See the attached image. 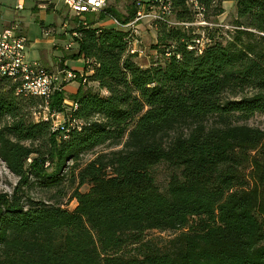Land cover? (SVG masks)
Wrapping results in <instances>:
<instances>
[{
    "label": "trees",
    "instance_id": "obj_1",
    "mask_svg": "<svg viewBox=\"0 0 264 264\" xmlns=\"http://www.w3.org/2000/svg\"><path fill=\"white\" fill-rule=\"evenodd\" d=\"M222 2L171 0L172 15L212 22ZM234 2L225 33L203 25L192 38L155 21L166 57L148 66L130 52L131 30L75 19L71 57L83 59L84 81L58 132L35 114L61 108L63 89L45 104L0 75V158L19 178L0 199V264H264V118L249 123L264 116V0ZM131 4L127 18L110 7L99 15L126 24L138 9ZM158 164L171 169L163 188ZM67 167L89 186L73 189L72 210L24 193L33 181L58 186ZM183 228L163 248L146 239Z\"/></svg>",
    "mask_w": 264,
    "mask_h": 264
},
{
    "label": "rangeland",
    "instance_id": "obj_2",
    "mask_svg": "<svg viewBox=\"0 0 264 264\" xmlns=\"http://www.w3.org/2000/svg\"><path fill=\"white\" fill-rule=\"evenodd\" d=\"M42 4L44 7L41 6ZM15 5L16 0H0V17L3 23L13 21V24L16 25L18 29H21L20 32L26 36V61H41V65L44 68L52 71L61 70L67 66L78 74L77 78L67 87V90L63 89L65 94L61 103V108H51L46 110V113L50 116L53 125L52 127L54 128L53 130L58 132L61 126H65L69 123L67 116L69 106L72 102L69 94H73L71 92L74 90L75 86L78 88L80 79L81 83L83 82V78L80 74L84 72V62L81 60L82 58L76 59L71 57L76 49V44L73 42V36L75 33H72L71 31L74 30L76 26L75 19L77 18L68 11L61 0H52L51 2L25 0L22 9H16ZM131 6V0H107L105 5V7L112 8L113 13L119 18H127L130 14ZM223 7L227 12L212 19V22L210 23L214 24L212 25L214 26L213 28L225 33L233 28L231 27V21L234 12L231 11L235 10L234 0H224ZM145 9L146 11L150 9L148 4H146ZM85 18L87 21L95 20L96 24L98 23L100 26H116L118 28L131 30L130 26H118L113 19L109 17L101 18L99 12L87 15ZM169 20H176L174 13L169 17ZM200 20L203 19L196 17L190 27L182 24L177 26L187 30L186 32L189 35H191L192 32L197 34L202 31L201 26L203 25L199 24ZM219 23L227 25L228 28L215 25ZM191 37L193 38L194 35H191ZM68 44H71V46L66 48ZM162 47V45H157V27L155 25V20L150 18H143L140 20L137 24V32L135 35L132 34L131 48L135 54L134 60H136L141 66H148L155 62L161 63L166 57L161 51ZM87 84L91 85V82H88ZM40 109L41 108L39 107V110ZM263 118L264 116L261 114L256 115L249 121V123L262 125ZM105 150H108V146L106 145L96 148L93 152L85 153L81 157V162L84 163L91 159L97 151ZM30 161V159H27L26 162L28 163ZM69 164L70 162H68V165ZM46 165L47 163L45 166ZM48 168L50 170V167ZM62 172L64 176L58 186L47 188L38 181H33L24 187V193L35 200L49 203L57 202L60 203L61 206L72 210L76 205V200L71 199L73 189L78 188L81 192H85L88 190L89 186L83 184L78 187L71 174L68 173V167L63 169ZM170 173L171 169L165 164H158L152 170L155 181L160 188L165 186ZM247 174L251 188L258 192L250 167L247 169ZM18 180L19 178L9 170L0 158V199L12 192L13 188L17 185ZM30 180H33L32 176H30ZM194 222L195 218H192L190 224H194ZM186 231V228L176 231L150 230L146 232V239L150 240L152 244L163 248L176 234H181ZM130 251L132 250L126 248L123 250V253H129Z\"/></svg>",
    "mask_w": 264,
    "mask_h": 264
},
{
    "label": "built area",
    "instance_id": "obj_3",
    "mask_svg": "<svg viewBox=\"0 0 264 264\" xmlns=\"http://www.w3.org/2000/svg\"><path fill=\"white\" fill-rule=\"evenodd\" d=\"M25 0H16V9H22ZM34 1H49L52 0H34ZM66 6L68 11H70L76 18H78L79 24L85 25V17L87 13H96L105 8L107 0H61ZM138 9L135 16L126 24H120L117 20L113 19L115 24L121 27H131V32L135 35L137 32V24L143 18L154 19L155 21L161 20L166 22L168 25H186L191 26L193 22L186 21H170L169 17L172 16V5L171 0H146L149 1V10L146 11V3L143 0H134ZM196 9L199 7L195 6ZM201 15V13H199ZM200 25L212 26L210 22L205 20H200ZM216 26L226 27L224 24H215ZM232 27V26H231ZM204 35L197 39V42L202 46L204 43ZM130 40V52H133L131 48ZM27 46V38L24 34L13 23L3 25L1 23L0 17V75H6L8 77L18 78L19 80V90L23 93L43 98L45 104L50 95L53 94L55 90H61L64 86L71 81H74L78 74L74 70L63 68L61 70L52 71L44 68L42 65L35 61H26L25 51ZM68 44L66 48L70 47ZM83 78V74H80ZM84 81V79H83ZM76 104L72 101L69 106V111L74 108ZM48 108L42 107L41 113L35 114V118L40 115L43 118L50 119L48 113H46ZM68 122L71 123L68 114ZM52 124V122H51ZM53 126V125H52ZM62 127V126H61ZM60 127V128H61ZM52 129H54L52 127Z\"/></svg>",
    "mask_w": 264,
    "mask_h": 264
},
{
    "label": "crops",
    "instance_id": "obj_4",
    "mask_svg": "<svg viewBox=\"0 0 264 264\" xmlns=\"http://www.w3.org/2000/svg\"><path fill=\"white\" fill-rule=\"evenodd\" d=\"M224 1V0H223ZM41 6H43L44 7V5L42 4ZM222 7H223V2H222ZM223 13L222 14H224L225 12H227V11H225V8L223 7ZM231 12H234V11H231ZM222 14H220V15H222ZM1 23L3 24V25H7V24H10V23H14L13 21H8V22H6V23H3L2 21H1ZM96 25H99L98 23L96 24ZM95 25V26H96ZM20 31H21V29H19ZM81 60H83V59H81ZM80 60V61H81ZM33 61H35V62H37V63H39L40 65H41V61H38V60H33ZM45 62V61H44ZM84 66V65H83ZM65 68H68L67 66H65ZM69 69V68H68ZM72 70V69H71ZM73 81H71L70 83H68V84H66L65 86H64V90L66 89L67 90V87L72 83ZM76 88H77V86H75L74 87V90L71 92V93H74L75 92V90H76Z\"/></svg>",
    "mask_w": 264,
    "mask_h": 264
}]
</instances>
